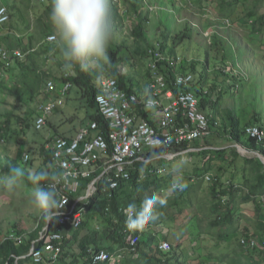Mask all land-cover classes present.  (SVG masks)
<instances>
[{"label": "rangeland", "instance_id": "1", "mask_svg": "<svg viewBox=\"0 0 264 264\" xmlns=\"http://www.w3.org/2000/svg\"><path fill=\"white\" fill-rule=\"evenodd\" d=\"M2 1L9 7L11 19L7 26L0 28V38L7 36V45L12 49L22 50L25 56L21 59L23 70L0 66V168L15 164L29 175L44 168L45 149L52 136L66 132L58 131L56 126L49 123L41 131L34 130L32 122L36 105L55 97L56 92L45 96L40 90L31 96L28 85L38 75L42 78V89L46 81L45 75L49 74L54 77L58 89L66 82L67 76L74 75V68H65V61L56 43H43L44 38L51 34L56 36V33L55 30H50L40 35L37 25L42 14L40 5L32 0L30 5L26 0ZM125 1L117 2L115 7L110 5L112 34L109 47L116 51V67L125 76L126 84L132 90L141 91L140 88L148 79L150 58L159 53L160 58L168 62L167 66L163 63L161 68L165 74L173 76L191 72L195 80H200L204 89L209 90L211 100H215L211 106L213 112L209 114L217 125L211 127V134L191 145L189 151L171 159L154 162V166L162 165L167 171H171L178 160L187 161L184 171L187 172L184 174L187 183L185 194L175 195L179 198V203L170 210L172 217L176 218L175 225L171 224V220L162 222L164 227L159 236L167 238L171 244L180 243L185 264H200L202 258L210 254L216 253L219 258L230 254L232 248H237L236 243L243 234L262 240L264 210L258 212L260 215L256 214L252 200L236 202L233 220L237 224V230H231L230 235H217L224 231L225 224H219L211 231L200 232L203 230L200 227L210 220L209 211L215 202L210 192L212 188L218 187L211 185V181L207 179L201 182L196 179L195 183L191 181V177L201 172L205 164L209 166L207 174L218 177L225 183L233 181L245 186L252 181L253 171L252 167L246 166L244 158H251L254 163L258 160L264 165L262 157L254 153L252 144L242 133V128L246 125L260 126L264 131V28L254 32L252 23L246 16L254 0H241L237 3L233 13L225 16L230 18V25L221 23L225 17L218 15L220 0H143L140 8L146 16L143 29L146 45L144 57L135 53L136 42L130 29L136 15L129 9L125 12L128 8ZM262 10L260 7L257 13ZM183 33H188L189 36L180 41ZM178 41L180 42L177 43ZM221 66L224 67L223 70ZM103 74L109 76L106 70ZM62 111L52 121L57 125L58 117L63 116L59 120V125H62L60 130L68 131L71 125L77 129L79 124L87 123L94 108L88 105L80 90L72 86L68 90ZM235 122L238 123L241 135L239 141L230 138L228 133ZM73 132L72 129L68 131ZM241 148L245 150L244 153ZM224 149L230 150L219 156L211 152ZM200 150L207 151L199 155L193 153ZM45 168L51 174V167ZM245 175L248 176V182ZM34 190L35 187L28 189L22 181L18 182L14 190L0 185V242L16 231L21 233L18 236L31 238L40 227L36 238L32 239L37 240L40 232L47 226L40 210L32 203ZM180 208L182 213H179ZM211 215L214 216L215 213ZM223 216L221 215V219ZM88 222L91 229L99 226L98 220L91 219ZM149 226L152 229L161 227L156 224ZM72 230L68 226L60 227L63 235ZM83 232L84 230L81 233ZM150 232L151 230L147 231ZM70 251L73 252L69 254H78L77 246L71 244ZM217 262L225 264L221 259H217ZM58 264L65 262L61 260Z\"/></svg>", "mask_w": 264, "mask_h": 264}, {"label": "built area", "instance_id": "2", "mask_svg": "<svg viewBox=\"0 0 264 264\" xmlns=\"http://www.w3.org/2000/svg\"><path fill=\"white\" fill-rule=\"evenodd\" d=\"M8 20L7 7L0 0V28ZM221 21L222 25H230L227 18ZM46 39L54 41L56 38L51 34ZM22 54L21 50L7 49L0 44V60L3 62H7L12 56L22 57ZM162 61L159 53L150 58L148 79L140 88L141 91H129L115 77L103 76L98 82L94 97L100 120L89 119L73 136L54 135L51 138L47 148L50 153V167L60 177L57 190L62 201L67 203L62 214L55 220V228L47 233L45 230L40 233L37 240L43 241L41 245L37 246L32 242L29 264H58L63 240L60 227L74 229L82 224L85 206L96 192L100 181L107 183L102 186L101 192L110 196V190L117 186L118 180L128 178L127 164L133 160L150 161L149 158H144L148 149L158 147L163 150L154 159H171L191 150V143L209 136L211 127L217 125L210 114L199 108V98L193 85L194 75L191 72H182L174 74L169 80L159 66ZM71 87L69 81L64 82L58 89L54 81H46L42 94L47 96L55 89L57 93L55 97L37 104L34 129H42L46 125L47 116L62 107ZM146 88L149 90L147 94L144 91ZM207 92L208 89L203 87L202 93ZM149 97L153 101L152 107L147 106ZM243 132L261 148V151L254 150V153L264 161V131L260 126L246 125ZM184 144L188 146L183 148ZM150 172L158 177L171 174L162 165L154 166ZM205 179L210 180L211 175L206 174ZM259 202L264 207V195L259 196ZM128 214H131L129 209L126 211V219ZM135 232L138 234L129 237L131 251L139 240V231ZM9 237L17 241L22 238L16 234H10ZM239 240L244 247L264 248V237L261 244L253 239L246 240L244 236ZM158 248L168 250L170 244L166 240H160ZM119 257L120 253L110 254L106 249H101L92 253L91 264H112Z\"/></svg>", "mask_w": 264, "mask_h": 264}, {"label": "trees", "instance_id": "3", "mask_svg": "<svg viewBox=\"0 0 264 264\" xmlns=\"http://www.w3.org/2000/svg\"><path fill=\"white\" fill-rule=\"evenodd\" d=\"M26 1L28 5L31 4V0H26ZM32 1L35 2V4H38L42 7V14L37 20L38 21L37 25L41 31L40 35H44L48 33L50 30H54L49 20V14L51 11V0H32ZM119 1L121 0H109V5L115 7L116 3ZM142 1L143 0H126L125 2L128 5V8L125 9V12H128L129 9L132 10V12L136 15L135 21L133 22L130 32L136 42L135 53L139 54V56L141 57H144L146 45H145V37H144L143 29H144V22L146 21V16L142 14L140 8V4H142ZM240 1L241 0H220L218 15L220 17L230 16L233 13L237 3H239ZM6 7L9 13V20L4 24V27L10 23V19H11L10 18L11 11L7 5ZM260 7H262L263 10L258 14L257 12ZM246 16L249 18L250 22L252 23V29L254 32L264 28V0H254L252 3V7L248 10ZM111 18L112 16L110 14V20ZM225 18H227L230 21V18L228 17ZM188 36H189L188 33H183L180 36L179 40L182 41L184 38ZM56 40L57 38L54 41H48L46 38H44L43 43L55 44ZM165 40L166 38L163 40L161 44L162 47H164L163 43L165 42ZM180 41H178L177 43H179ZM0 44L7 49H12L10 48L9 45H7V36L0 38ZM22 53H23L22 57L12 56L9 58L7 62H3L0 60V66L3 68L15 67V69L19 71L20 69L23 70L24 66L21 63V59L24 58L25 54L23 51ZM117 63L118 61L116 57V51L108 46V60L103 64L101 68L83 70L79 66H74L73 67L74 75L66 77L65 81H69L72 84V86L77 87L80 90L81 95L86 99L88 105L94 108V112L89 114L88 116L89 119L100 120L94 104V97L98 90L99 80L103 76H107L103 74L105 70L109 72V76L115 77L122 87L128 89L129 91L133 89L132 87L126 84L125 76L122 75L116 67ZM163 63L166 66L168 65V62L164 60L159 63V66L161 68ZM223 68L224 67L221 66L222 70ZM170 76L172 75L169 74L168 76L169 80L173 78V76L172 77ZM33 78L35 79L31 78L32 80L28 85L29 87L28 91L31 94V96L37 94L40 90L42 91L43 89V88L41 89L42 78H40L38 75L34 76ZM45 78L46 81L47 80L54 81L53 80L54 77L52 75L46 74ZM46 81L44 82V84L46 83ZM193 85H194L195 93L199 98V108L203 110L204 113L207 112L206 114H209V112L212 113L213 111L211 109V106L215 103V100L214 101L211 100L212 95L209 92V90L207 93H202L203 85L200 82V80L197 81L195 80ZM56 91L57 89H55V92ZM60 110L61 108L55 109L51 115L47 116L46 125L49 123V125L57 127V125L54 124L52 121V118H54L52 116L55 115ZM35 116H36V107L34 110L32 127L34 124ZM237 124L238 123L235 122L234 127L228 133L230 138L239 141V137H241V135ZM46 125H44L42 129L46 127ZM42 129L39 130L34 129V130L41 131ZM242 133L244 134L243 128H242ZM57 135L66 136V137L71 136L65 134H57ZM244 136L246 135L244 134ZM246 138L252 144L254 150L261 151L260 150L261 148L254 142L253 139L248 138L247 136ZM191 145H194V143L193 144L191 143ZM186 146L188 145L186 144L182 145L183 148ZM227 150L230 149H224L221 151L220 150H214V151L210 150V151L217 154V156H219L222 153H226ZM162 151L163 150L159 149L158 147L150 148L144 154V158L146 159L149 158L150 161L143 162L141 160H133L131 163L127 164L126 172H128V178H123L118 180L117 186L110 190V196H107L103 192H101L102 186H105L107 183H105L104 181H100L98 183V188L96 192L88 199V202L85 206L84 221L79 227L74 228L70 233L69 241L71 240V243H69L68 240L65 241L64 240L65 237L61 241L62 250L60 255V261L61 260L64 261L65 264H91V256L93 252L99 251L101 249H106L107 251L110 252V254L111 253L113 254L116 253V251H118L119 249H122L124 251H127L129 257L125 258L122 261L115 260L112 262V264H185L183 255L180 251L181 249L180 243L171 244V242H169L167 238L159 236L162 228L164 227L162 222H165L166 220H171V224L173 226L175 225L176 218L172 217V215L170 214V210L177 203H179V198L175 195L178 194L180 196H183L186 190L185 188V190L181 192H171V193L164 192L165 190H167V188H170V182L172 180L171 174L166 173L163 176L158 177L154 172H150V170L154 168V162L160 161V159H154L153 157ZM206 151L207 150H200L193 153L199 155L201 153H205ZM49 158H50V153L49 150L46 148L45 157H44V168L42 170H46L47 172L48 170L45 168V166L48 167L50 166ZM244 162L246 166L252 167L253 173H252V181L250 182V184H245L244 186L243 183H238L233 181H228L227 183H225L219 180L218 177H213V176H211V179L208 180L211 181V185H215L218 188L217 189L212 188L213 190L210 192L211 197L213 200H215V202L211 207L212 208L211 211H209L210 216L208 217L210 220L207 221V223L203 227H200L203 229L200 230V232L211 231L215 227L220 226L219 224H225L226 228L222 233L217 234L218 237H221L224 233H227L224 235H230L232 231H236L237 224L236 223L234 224L235 220H233L234 219L233 214L235 211L236 202L241 203L252 200L256 207V214L261 213L260 210H264V207L259 202V196L264 195V165L260 163L258 160L256 161L257 163H254L251 158H244ZM15 167H18V165L14 164L13 166H6L3 167L2 169L0 168V185H2L3 188L7 187L4 184V179L8 175L9 170ZM207 168H209V166L204 164L202 170H200L201 172H198L197 174L192 176L191 181H194L193 183H195L196 179L198 182L204 180L205 175L207 174L206 173ZM49 169L51 171V168ZM185 173L187 174V172H184V174ZM51 174L55 175V172L52 170ZM247 177L248 176L245 175V180L248 182L249 179ZM21 181L23 182V185L26 186L28 189L36 187L31 184V182L28 180V175L26 174L24 175V178ZM50 181H51L50 179H46L45 181H42L41 184L42 186H46V184ZM153 196L167 200L166 206L158 209V212L160 213L159 219L156 222L152 223L159 225L161 227H154V229L151 228L150 233L145 234L141 237L139 236V240L135 245V249H137V253L136 256H134L135 255V254L133 255L134 252L128 251L130 250L129 237L133 236V234H138V232L135 231L131 232L126 228V223H125L127 220L126 211L128 209L129 204L135 203L137 206H139L145 197H153ZM242 197H244V200H241ZM178 210L179 213H182L183 211L181 208ZM213 213H215L214 216L211 215ZM221 215H224L222 219H221ZM91 219H94L96 221L98 220L99 226L96 229L89 228L88 220ZM55 220L48 223L47 226L49 231L55 228ZM39 228L32 234L33 236L31 238L29 237L23 238L22 236V241H17L13 237H8L4 239L2 242H0V264H25L30 262L29 249L32 242H34L37 246H40L41 243L43 242L42 240H34V241L32 240L34 239V237L36 238V235L39 233ZM82 230H84L83 233H81ZM15 234L17 235L21 233L16 231ZM157 235L161 239L158 238ZM241 236H244L246 240L253 239L261 244V240L259 241L257 240V238H254L249 234L247 235L243 234ZM160 240L168 241L170 244V248L168 250L159 249L158 241ZM67 243H69L70 245L74 243L77 246L78 254L76 253L75 255H73L74 253L69 254L72 253L73 251H70V249H68L70 246H67L66 248ZM236 245L237 248L236 249L232 248L230 250V254H224L220 256V258L219 255L216 253L210 254L209 256L202 258L200 264H218L217 259H221L222 261H224L225 264H264L263 247H259V246H255L252 248H250L249 246L244 247L241 245L240 240H238ZM99 264H106V262H100Z\"/></svg>", "mask_w": 264, "mask_h": 264}, {"label": "clouds", "instance_id": "4", "mask_svg": "<svg viewBox=\"0 0 264 264\" xmlns=\"http://www.w3.org/2000/svg\"><path fill=\"white\" fill-rule=\"evenodd\" d=\"M49 20L55 30L56 44L61 50L65 68L79 66L83 70L98 69L108 60V46L112 34L109 0H51ZM144 91L146 94L149 92L147 88ZM147 106H153L150 97ZM186 165L187 161L180 159L172 166L170 192L187 188L184 177ZM24 175L21 168H11L4 184L14 190ZM46 179L52 182L42 186L41 182ZM28 180L36 186L32 203L40 210L45 221H54L62 214L67 203L62 201L57 190L60 177L40 170L29 174ZM166 204V199L154 196L145 197L139 206L135 203L129 204L131 214L127 216L126 228L129 231H143L159 219L158 209Z\"/></svg>", "mask_w": 264, "mask_h": 264}, {"label": "crops", "instance_id": "5", "mask_svg": "<svg viewBox=\"0 0 264 264\" xmlns=\"http://www.w3.org/2000/svg\"><path fill=\"white\" fill-rule=\"evenodd\" d=\"M62 107H63V105H62ZM62 107H61V110L59 111L60 112V114H62L63 113V111H62ZM59 112L58 113H56L55 115H53L52 117H56L57 115H60L59 114ZM62 117L63 116H59L58 117V123H57V127H56V129L58 130V131H60V132H66V134L65 135H71V136H73V134L75 133V131L79 128V127H81V126H83V124H79V126H78V128L76 129L75 127H73L72 125H71V127H70V129L69 130H71L72 129V131H74L73 133H68V131H61L60 129H61V126L59 125V123H60V119H62ZM171 177H172V175H171ZM169 189L170 188H167V190H165L164 192H169V193H171L170 191H169ZM168 193V194H169ZM151 226H148V227H146L143 231H140V233H139V236L141 237V236H143V235H145V234H148L147 233V231L148 230H151V228H150ZM61 234H62V232H61ZM62 236H63V234H62ZM65 237V241H69V239H70V232L68 231V234L67 235H65V236H63V238ZM69 243H71V240L69 241ZM69 243H67V245H66V248H67V246H70V244ZM74 244V243H73ZM69 249H70V247H69ZM118 250V249H117ZM128 251H131V250H128ZM131 252H134L133 253V255L134 256H136V253H137V249H134V250H132ZM116 253H120V257H119V259H121V261L122 260H124L125 258H127L129 255H128V253H127V251H124V250H122V249H119L118 251H116ZM122 253H123V255H122ZM119 259H117V260H119ZM59 260H60V258H59ZM30 261V260H29ZM25 264H29V262L28 263H25Z\"/></svg>", "mask_w": 264, "mask_h": 264}, {"label": "water", "instance_id": "6", "mask_svg": "<svg viewBox=\"0 0 264 264\" xmlns=\"http://www.w3.org/2000/svg\"><path fill=\"white\" fill-rule=\"evenodd\" d=\"M263 163H264V161H263ZM47 225H48V222H47ZM44 230H45V233H47L48 232V226H46Z\"/></svg>", "mask_w": 264, "mask_h": 264}, {"label": "bare ground", "instance_id": "7", "mask_svg": "<svg viewBox=\"0 0 264 264\" xmlns=\"http://www.w3.org/2000/svg\"><path fill=\"white\" fill-rule=\"evenodd\" d=\"M241 152H243V153H244V152H245V150L241 148Z\"/></svg>", "mask_w": 264, "mask_h": 264}]
</instances>
